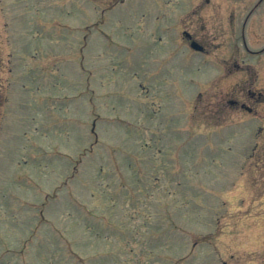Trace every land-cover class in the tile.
Here are the masks:
<instances>
[{"label":"rangeland","instance_id":"rangeland-1","mask_svg":"<svg viewBox=\"0 0 264 264\" xmlns=\"http://www.w3.org/2000/svg\"><path fill=\"white\" fill-rule=\"evenodd\" d=\"M215 2L227 20L254 1ZM108 5L0 0V264H264V160L249 141L264 105L222 103L264 81L216 62L251 63L236 34L205 13L202 55L170 30L173 80L160 86L150 50L165 34L148 42L124 16L150 3Z\"/></svg>","mask_w":264,"mask_h":264},{"label":"flooded vegetation","instance_id":"flooded-vegetation-1","mask_svg":"<svg viewBox=\"0 0 264 264\" xmlns=\"http://www.w3.org/2000/svg\"><path fill=\"white\" fill-rule=\"evenodd\" d=\"M132 1H140V0H109V5L107 6L106 9L108 11L110 10L112 13L113 11L116 10V8L119 5H124L127 2H132ZM237 1L239 0H233L232 3L234 2L237 3ZM253 1L255 2V3L253 2V8L250 9L247 12V14L239 17H235V16L228 17L229 16L228 15L226 16V18L228 17L227 20L220 18V16L218 15L215 0H195V2L192 4L193 7L191 9L188 8L189 10L187 9L182 11L178 10V6L180 9L182 8L181 6L182 0H148V2L150 3L149 7L146 6L145 8L140 9L137 13H132L130 10H128L124 16L129 18L128 22H131L132 20L135 19V28H134L135 30L133 31V27L131 26H128L127 29L131 32L137 33V37L144 38L143 33H147V34L151 33L153 35L165 34V38H162L160 36L157 37L159 43L153 45L152 42L148 44L149 46L151 45L154 46V49L151 48L150 50L153 59L151 60L149 59L151 57L146 58L145 56V58L148 59V65L151 60L152 65H150V67L151 66L153 67V64L155 65L154 74L153 76L150 75L152 78L151 81L153 80L155 84L164 86L166 80H168V82L173 80V77L170 75L173 66H169V61L172 60L173 58H176L175 49L177 48L175 41L176 34L170 33V30H174V29L177 30L178 28H181V30H179L181 34L180 43H183V45H185L187 49L192 53L195 52L202 55L208 53L207 44L210 43L206 36L207 29L205 27V21L203 17L205 13L210 12L211 14V16H209L210 23L214 24L213 23L215 22L214 19L217 18L219 19L218 20L220 26L219 28L225 27L227 31L229 29L230 32H233L232 35L235 36L236 34L237 38L234 37L235 50L242 49L241 45H243L245 52L249 53V55L251 56L250 58L247 59L251 61V63H247V64H243L244 61H241L242 62L241 64L238 58H232L229 60L221 59V60H217L216 62L220 66L224 67L225 69L224 75L227 74V72L230 73L232 71L237 70L240 73H245L246 75H248V78L244 80L245 82H249L250 85L251 84L253 85L255 79L258 78L259 76L264 81V47L253 49L254 47L252 45V39H255L257 43H261L264 45V34L260 32L261 30H258L260 25L262 26V29H264V13L263 12H261L260 14L256 13L257 12L256 9L259 6L261 7V11H262V8L264 6V0L259 1L257 5H256V0ZM250 4L251 2H249V6ZM151 6L154 7L153 12H150L149 10ZM246 10L244 11L241 10V11L245 12ZM238 21L240 25L239 24L237 25ZM178 24L181 26H179ZM251 25H254L255 32L254 35H252L249 39L248 29L251 27ZM239 26H240V32H239ZM120 27L123 26L120 24ZM145 39H147L149 42V40H151V36L148 34V36ZM173 39L174 41L172 42ZM138 44L139 43H137V45ZM146 45L144 42L145 47ZM123 50L125 51V49ZM132 50L133 48L127 47V51L125 52H127V54H132L131 52ZM150 53L148 55H150ZM144 63H146V60H142L140 64L144 65ZM226 66L228 67L232 66L233 68L228 70V68L226 69ZM165 75H167V78H165ZM174 77H176V74L174 75ZM235 86L236 88H238V85L235 84ZM252 88L254 89L247 90V95H243L241 89L239 88V92H237V94L234 97H232L231 99L229 98L227 99V101H224L222 103H226L228 108L230 109L240 110L245 113H248L249 115H254V114L256 115L257 114L256 112H258V108H261L264 105V86L263 87L259 86L258 87L259 89H255L253 85ZM170 94L171 93H169V95ZM223 107H220L219 108L220 110L216 109L215 110L216 112L213 113L218 119V122H221V120L225 121L224 118L225 113ZM261 119H262L261 125H258L256 127L253 136L249 135L250 142L252 139H254V141L256 140L254 143V152L257 150V148H260L259 155L257 157H256V153L253 155L254 160L255 158L256 160H261V159L264 160V117L263 118L261 117ZM207 126H208L206 127L207 134L209 133L211 134L212 129L213 130L215 129L216 135H218L219 131H217L216 125L215 128L214 127L212 128L211 125H207ZM244 126L249 127V125H244ZM238 127L239 125H218V130H221L222 132L229 130L228 134H230V132H233L232 136H236L239 135L240 133V128ZM244 129L246 130L247 128H243V131ZM206 136H207L206 138H208V135ZM218 140L220 141L221 139ZM253 156L250 158V160H253Z\"/></svg>","mask_w":264,"mask_h":264}]
</instances>
